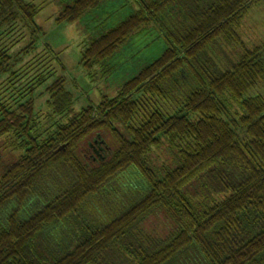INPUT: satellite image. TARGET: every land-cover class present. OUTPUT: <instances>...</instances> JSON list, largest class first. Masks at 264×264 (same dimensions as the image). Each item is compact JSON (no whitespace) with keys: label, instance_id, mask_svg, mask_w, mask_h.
<instances>
[{"label":"trees","instance_id":"16d2710c","mask_svg":"<svg viewBox=\"0 0 264 264\" xmlns=\"http://www.w3.org/2000/svg\"><path fill=\"white\" fill-rule=\"evenodd\" d=\"M104 1L73 0L56 24H72ZM135 2L124 21L89 42L80 67L90 79L96 68L106 73L104 61L148 29L165 50L114 98L75 109L67 80L37 68L32 55L44 37L35 22L40 7L0 0V264H264V97L248 96L264 82V57L244 48L220 66L209 54L238 40L241 21L264 0ZM23 30L29 41L12 54L3 41L23 39ZM42 51L56 55L49 45ZM30 56L23 81L16 63ZM103 132L113 150L102 147ZM85 142L92 151L81 156ZM164 146L168 159L155 160ZM54 169L69 181L24 215ZM129 169L143 186L113 213L102 193ZM159 215L162 234L149 226Z\"/></svg>","mask_w":264,"mask_h":264},{"label":"rangeland","instance_id":"374dc122","mask_svg":"<svg viewBox=\"0 0 264 264\" xmlns=\"http://www.w3.org/2000/svg\"><path fill=\"white\" fill-rule=\"evenodd\" d=\"M40 7V12L35 18L36 24L41 28L44 37L39 39L38 47L33 55L38 56L39 64L45 66L44 70L52 69L55 75L64 77L67 80L68 89L73 94L75 100V109H79L86 105L97 106L101 96L114 98L120 88L130 79L134 78L142 69L157 60L165 50V42L163 38L154 30H146L133 35L117 52L104 61V70H108L103 74L100 68H96L93 77L90 79L85 71L80 67L79 62L81 53L90 41L98 37L104 31L114 28L118 23L124 21L131 13L137 9L135 0H106L97 8L90 10L81 19L72 24H56V18L60 14L65 5L72 3L73 0H26ZM19 29V28H18ZM24 31V30H23ZM21 31V32H23ZM24 38L17 41V38L10 36L5 38L3 42L8 44L12 54L18 53L19 49H23L29 41V33L24 31ZM238 40L231 43L219 42L215 44L209 54L213 59V63L224 65L236 62L243 54L244 48L248 51L259 50L264 57V3H259L250 8L249 13L243 21L237 32ZM14 38L17 43H13ZM13 41V42H12ZM49 45L56 55L51 53L45 54L43 47ZM14 55V56H15ZM32 58L26 59L22 65H17L19 70V78L23 77V81L31 77L32 72L26 70L24 65ZM225 60V61H224ZM37 74L41 73L37 69ZM17 70V71H18ZM43 70V69H42ZM25 72V73H24ZM262 95L264 97V82L248 93V96ZM46 97H42L38 101V109L44 120L49 119L50 110L45 105ZM115 128L123 134H128L127 129L121 124H115ZM102 147L113 150L114 139L107 132L102 133ZM89 142H85L81 146L80 155L86 156L92 151L88 148ZM4 143H0V156L5 157L3 147ZM91 150V151H90ZM12 154L17 156L16 153ZM153 158L157 161L168 159L169 153L166 147L154 150ZM11 156L7 161H13ZM6 158V157H5ZM85 159V158H84ZM49 181L44 186L45 193L36 196L28 206V211L24 215H29L37 211L50 194L56 189L62 187V184L69 181L70 176L60 169L52 170ZM143 186L139 174L133 170L120 174L116 179L111 181L104 189L102 196L106 195V199L113 213L116 208L121 207L127 198V192L138 190ZM51 190L49 192L45 189ZM53 191V192H52ZM48 193H50L48 195ZM102 198V197H98ZM105 203V202H104ZM104 205V204H102ZM105 206V205H104ZM119 209V208H118ZM23 213V212H22ZM21 213V216H24ZM160 216V215H159ZM149 226L155 231L162 234L164 227L167 229L162 216L149 221Z\"/></svg>","mask_w":264,"mask_h":264}]
</instances>
